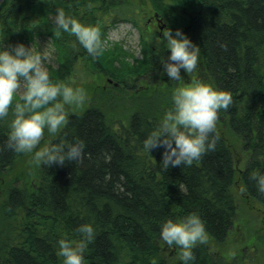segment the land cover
I'll return each instance as SVG.
<instances>
[{
    "label": "trees",
    "instance_id": "trees-1",
    "mask_svg": "<svg viewBox=\"0 0 264 264\" xmlns=\"http://www.w3.org/2000/svg\"><path fill=\"white\" fill-rule=\"evenodd\" d=\"M150 4L173 33L180 29L199 45L196 69L189 73L182 69V79H170L162 65L170 49L151 38L150 45L141 48V59L126 73L132 85L136 76L147 77L151 89L146 100L156 103L151 108L156 111H134L117 127L96 107L68 114L50 142L83 140L84 152L62 165H38L33 183L7 189L0 215V264H63L58 240L78 241L77 228L85 222L96 229L84 252L85 264H184L181 246L168 245L160 235L166 219L197 212L209 243L221 245L238 220L236 186H246V191L239 190L242 197L264 208V193L250 176L254 170L264 171V0H150ZM59 7L83 23L99 25L102 38L119 23L140 28L134 0H0V44L23 42L36 48L39 41L48 40L56 64L47 65L53 80L69 83L76 65L87 56L78 42L73 47L74 35L54 34ZM104 52L92 56L93 67L101 60L106 71L113 70L109 76L122 73L124 66H113L119 62L117 50ZM197 81L230 91L233 102L218 111L215 150L191 165L165 168L164 148L148 152L143 139L171 107L175 87ZM10 119L11 113L0 120V177L21 154L4 147ZM224 132L240 143L242 168L236 166ZM167 246L178 256L167 257ZM193 251V264L254 260L251 252L240 260L228 258L207 243H197Z\"/></svg>",
    "mask_w": 264,
    "mask_h": 264
},
{
    "label": "clouds",
    "instance_id": "clouds-1",
    "mask_svg": "<svg viewBox=\"0 0 264 264\" xmlns=\"http://www.w3.org/2000/svg\"><path fill=\"white\" fill-rule=\"evenodd\" d=\"M54 34L63 32L76 37L93 57L99 56L107 47L102 39L101 29L96 24H86L69 14L62 7L56 9ZM166 48L170 49L167 59L162 62L164 73L170 79H182L184 73L196 69L199 45L195 44L180 29L175 33L171 28L163 32ZM18 97V99H17ZM87 90L73 86L64 80H53L45 63V58L32 46L23 42L4 47L0 44V120L8 117L9 132L4 147L16 153H32L38 165L51 166L64 164L66 160L81 158L85 142L68 141L60 138L58 142L45 143V130L55 135L66 124L68 113L66 105H83L88 100ZM172 105L161 121L143 139V148L163 147V166L191 165L209 150H215L218 134V111L227 109L233 102L230 91L213 87L204 82H194L173 90ZM257 190L264 193V171L250 173ZM242 186L240 191H246ZM77 231L80 239L73 242L59 239V252L63 264H85L84 252L95 239L96 229L92 223H82ZM160 235L168 244L181 246V260L193 264L197 243L208 239L205 223L197 212H190L182 218H168L161 224Z\"/></svg>",
    "mask_w": 264,
    "mask_h": 264
},
{
    "label": "rangeland",
    "instance_id": "rangeland-1",
    "mask_svg": "<svg viewBox=\"0 0 264 264\" xmlns=\"http://www.w3.org/2000/svg\"><path fill=\"white\" fill-rule=\"evenodd\" d=\"M134 2L139 11L138 24L140 28L129 23H119L107 29L102 38L107 41L104 54L111 53L114 49L117 50L115 56L119 57V62H113V66L116 68L124 66L122 73L118 72L117 75L109 76L112 74L109 71L111 69L106 71L105 64L101 60H99L100 64L97 65V68L93 67L92 55L87 53L86 58L76 65L78 66L76 73L69 83L73 86L84 87L89 98L80 106L66 105L68 114L96 107L103 112L109 123L117 127L118 123L125 124L134 111L146 113L156 111L151 109L156 103L150 105L146 100L151 89V83L147 77L136 76L138 78L135 77V83L132 81L135 85H132L130 84L131 77L126 73V70L141 59V48L143 45L148 47L151 38L155 41L162 40L165 43L163 32L170 27L166 25L165 19L154 13L150 0H134ZM32 48L45 58L46 65L56 66L52 62L54 49L48 40H41L38 47ZM122 56L124 57L122 58ZM111 71L113 72V70ZM224 135L234 152L236 166L242 168L243 155L240 143L228 132H224ZM53 136L55 135L45 130L40 146L49 143ZM37 168L38 164L33 161L32 153H21L15 163L1 175L0 215L7 189L12 186L22 187L30 182L33 183ZM239 190V185L234 188L238 204V220L227 240L221 245L209 243L208 239L204 243L228 258L235 257L240 260L246 252L254 253L252 255L254 260H250L246 264H264V208L254 201L242 197ZM165 253L170 259L178 256L173 253L171 246L165 247Z\"/></svg>",
    "mask_w": 264,
    "mask_h": 264
},
{
    "label": "flooded vegetation",
    "instance_id": "flooded-vegetation-1",
    "mask_svg": "<svg viewBox=\"0 0 264 264\" xmlns=\"http://www.w3.org/2000/svg\"><path fill=\"white\" fill-rule=\"evenodd\" d=\"M148 24H150V21H148ZM148 24H147V25H148Z\"/></svg>",
    "mask_w": 264,
    "mask_h": 264
},
{
    "label": "bare ground",
    "instance_id": "bare-ground-1",
    "mask_svg": "<svg viewBox=\"0 0 264 264\" xmlns=\"http://www.w3.org/2000/svg\"><path fill=\"white\" fill-rule=\"evenodd\" d=\"M103 106V105H102Z\"/></svg>",
    "mask_w": 264,
    "mask_h": 264
}]
</instances>
